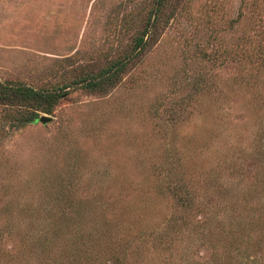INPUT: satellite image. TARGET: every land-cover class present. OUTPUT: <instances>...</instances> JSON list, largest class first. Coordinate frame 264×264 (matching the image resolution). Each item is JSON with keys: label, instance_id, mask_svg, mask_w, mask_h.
<instances>
[{"label": "rangeland", "instance_id": "rangeland-1", "mask_svg": "<svg viewBox=\"0 0 264 264\" xmlns=\"http://www.w3.org/2000/svg\"><path fill=\"white\" fill-rule=\"evenodd\" d=\"M151 3L0 0V82L99 70ZM167 12L113 86L64 90L46 125L0 106V264H264V0Z\"/></svg>", "mask_w": 264, "mask_h": 264}, {"label": "trees", "instance_id": "trees-1", "mask_svg": "<svg viewBox=\"0 0 264 264\" xmlns=\"http://www.w3.org/2000/svg\"><path fill=\"white\" fill-rule=\"evenodd\" d=\"M172 0H152L148 7L143 26L132 39L126 55L120 58L108 60L103 67L97 71L78 70V73L58 87L50 90H36L28 86L14 85L0 82V106L6 108L8 119L21 123H35L38 112L50 114L58 100L68 88L83 87L93 92L110 88L117 81L121 71L133 60L139 58L152 46V42L161 24L170 20L167 12ZM73 57L62 59L69 62Z\"/></svg>", "mask_w": 264, "mask_h": 264}, {"label": "water", "instance_id": "water-1", "mask_svg": "<svg viewBox=\"0 0 264 264\" xmlns=\"http://www.w3.org/2000/svg\"><path fill=\"white\" fill-rule=\"evenodd\" d=\"M51 121V118L43 115V116H40L37 120V122L41 123L42 125H46L47 123H49Z\"/></svg>", "mask_w": 264, "mask_h": 264}]
</instances>
